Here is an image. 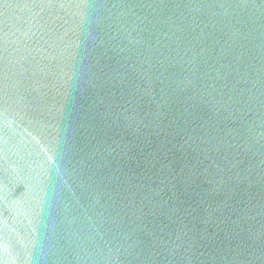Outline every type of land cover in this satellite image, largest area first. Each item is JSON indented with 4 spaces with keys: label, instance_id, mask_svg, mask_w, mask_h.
<instances>
[{
    "label": "water",
    "instance_id": "1",
    "mask_svg": "<svg viewBox=\"0 0 264 264\" xmlns=\"http://www.w3.org/2000/svg\"><path fill=\"white\" fill-rule=\"evenodd\" d=\"M0 264H264V0H0Z\"/></svg>",
    "mask_w": 264,
    "mask_h": 264
}]
</instances>
